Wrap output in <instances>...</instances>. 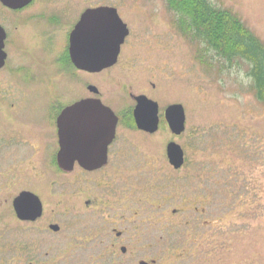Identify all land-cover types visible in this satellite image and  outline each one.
Here are the masks:
<instances>
[{"label": "rangeland", "instance_id": "rangeland-1", "mask_svg": "<svg viewBox=\"0 0 264 264\" xmlns=\"http://www.w3.org/2000/svg\"><path fill=\"white\" fill-rule=\"evenodd\" d=\"M83 1L80 2L82 6L92 2ZM94 1L95 4L119 6L131 28L125 53L129 58L128 67L122 68L123 71L121 67L111 69L116 84L130 81L134 73L150 76L164 86V90L156 93L160 104L175 102L185 106L187 128L176 142L184 149L186 166L176 172L169 166L165 146L170 134L166 131L158 133L151 149L149 140L139 141V137L130 132H126L125 137L121 135L119 144L125 145V157L121 163L112 158L107 168L112 170L116 166V170L120 165V172H115L111 182V188L117 187L120 191L111 194L116 203L99 215L88 213L75 226L64 225L65 230L60 234L73 242L85 236L93 240L96 236V242L87 244L85 249L76 248L82 254H77L78 259L71 258L70 262L61 261L60 253L64 255L65 247L60 248L52 253L56 255L54 264H104L94 253L106 250L115 228L124 231L123 243L130 252H136L138 258L113 257V264H139V260L149 261L153 256L157 260L155 264H264V103L255 97L252 80L248 84L244 82L249 79L248 64L240 61L223 71L216 62L208 68L203 65L197 60V47L195 49L172 23L167 13L171 10L166 8L165 0ZM210 1L238 14L264 43V0ZM2 17L9 19L6 14ZM17 52L14 59H21ZM53 52L54 56L58 53L55 49ZM27 53L32 58L44 60L41 67L51 74L54 72L49 66L52 57L46 50L32 48ZM23 56L25 60L29 58ZM89 74L79 72L76 75L78 84L70 80V90L64 78L61 81L51 78L46 89L59 92L65 101L79 98L86 90L87 81L96 84L97 77L106 73ZM44 89L29 85L27 99L16 103L15 111L24 125H28L25 121L41 118L44 133L38 142L49 156L50 106ZM129 140L136 146L133 147ZM46 164L55 171L50 163ZM41 167L47 172L42 164ZM100 180L105 182V179H63L55 183L54 188L63 192L62 203L66 205L75 202L69 193L79 186L107 193L104 183L97 188L96 182ZM34 184L45 199L51 187L44 180ZM2 194L0 199H5L7 195L3 197ZM48 206L52 207L47 203ZM2 207L1 201L0 209ZM112 211L124 215L122 223H117L113 216L108 218ZM102 218L107 220L101 221ZM1 228L8 237V232L17 227ZM33 234L36 240L32 244L41 247L38 256L45 258L48 255L44 253L48 248L42 245L45 237ZM5 237L0 238V248ZM170 243H173L172 251L163 256L161 251ZM2 253L0 264H8V261H1ZM41 260L36 262L33 258V264H41ZM15 264L26 263L19 259Z\"/></svg>", "mask_w": 264, "mask_h": 264}, {"label": "flooded vegetation", "instance_id": "flooded-vegetation-1", "mask_svg": "<svg viewBox=\"0 0 264 264\" xmlns=\"http://www.w3.org/2000/svg\"><path fill=\"white\" fill-rule=\"evenodd\" d=\"M80 2L83 3L84 1L0 0V194L3 193V197L7 195L5 199H0L4 205L0 209V226L7 227L8 230L11 229V226L17 227L14 231L12 230L13 232H8V237H5L3 228L0 229L2 231L0 238L5 237V240H2L1 248L3 249L1 251L4 256L1 261H8V264H15L19 259L20 261L23 259V263L33 264V258L36 262L43 258L39 262L41 264H48V261H50L49 264H54L56 255H52V253L55 254L63 247L65 250L64 255L60 253L61 261L70 262L71 258L76 260L78 259L77 254H82L76 248L85 249L87 244L96 242V236L93 240L89 236V238L85 236L73 242L71 239L65 240V237L60 234L65 230L64 225L75 226L77 221L83 220L82 218L88 213L99 215L103 210L110 209L116 203L114 202L115 199L111 198V194H118L120 191L117 187L111 188L113 186L111 182L114 181V175L120 172V165H117L116 170H114L116 166L112 170H107V168L112 158H115L117 163H121L122 158L125 157L126 148L125 145L119 144V139L121 135L125 137L126 132L139 137V141L141 139L143 141L149 140L148 147L150 149L153 142H157L158 133L168 132L170 138L166 142L165 157L169 166L175 172L186 166L184 149L176 142L178 138L184 136L187 128L188 120L185 106L179 103L183 110V130L179 132V125L170 117L172 115L168 112L171 106L178 104L175 102L160 104L156 97V93L164 90V86L154 82L150 76L145 77L135 73L131 76L130 81H119L116 84L111 69L121 67L122 70V68L128 67L127 59L129 58L125 53L131 28L122 17L119 6L95 4L94 0L82 6ZM103 6L116 9L119 18L128 28V34L124 37L113 64L96 72L80 69L73 60L71 53L73 42L77 41L74 40L73 35L86 10ZM165 6L168 7L167 4ZM167 13H170L172 23L175 24L173 11H167ZM2 14H6L9 19H3ZM93 25L92 23L91 26L90 23L87 27L88 30L82 36L81 47L84 49L91 50L94 48L95 35L91 31ZM194 45L196 49V44ZM32 48L36 51L46 50V53L52 57V62L49 64L54 71L52 74L41 67V64L44 65V60L35 59V57L32 58L28 55V50ZM54 49L58 51L55 56ZM15 52L21 59H14ZM23 55H27L29 58L25 60ZM12 58L15 62L12 61ZM79 72L92 75L103 72L106 74L97 77V85L87 81L84 84L86 87L84 94L68 101H65L59 92L46 89L47 82L51 78L54 81H61V78H64L68 84L67 89L70 90L72 88L70 80L77 82L76 75ZM29 85L31 87L40 86L42 89L45 88L44 90L47 92L45 99L47 105L50 106L48 119L51 123L48 141V148L51 151L49 156L45 155L38 142L44 133L41 118L36 117L33 121H25L28 125H24L20 122L15 111L16 103L27 99L26 89ZM81 101L92 104L97 101L110 109L116 120L114 136L107 145L104 144L97 148L98 150H92L90 153L89 151L80 154L74 153V156L69 159L72 166L70 169H64L59 164V155L62 149L61 132L63 131V123L66 125L67 120V118L62 119L63 112L74 106L71 116L72 124L76 125V129L80 124L85 126L84 122L87 124L95 121L105 123L110 117L104 112V108L91 106L84 108L80 115L79 108H75V105ZM113 102L117 106L113 105ZM95 111L99 113L97 116H95ZM76 129L72 134L74 141L79 140L80 133ZM84 131H82V136L86 137ZM12 137H16V139L14 140ZM170 143L178 144L183 150L184 161L179 168H175L170 162L168 155ZM99 145L101 146L102 143ZM135 146L133 144V147ZM14 149L18 150L15 152ZM90 160L96 164L85 166L81 163ZM46 163H50L55 171H52V168ZM41 164L47 169V172L42 171ZM86 178L93 179V181L105 179V182L97 181L96 186L100 188L104 183L103 186L106 185L108 188L107 193H103L99 189L92 191L90 188H80L79 186L69 193L75 202L63 204L64 194L54 188L55 183H59L63 179L75 181ZM47 179L50 180L47 181ZM42 180L51 187L46 193L45 199L38 193V185L34 184L40 183ZM55 198H57L56 201ZM117 202L120 205V202ZM47 203L52 207H47ZM111 216L117 219V223H122L124 220V215L120 214L119 211L109 212L108 218ZM106 220L107 218H102L101 221ZM32 232L45 237L42 242L43 248H48L47 251H44L46 255L48 254L45 258L38 256L41 253V247L32 244L36 240ZM123 235V230L113 229L106 250L95 252L94 257L104 264H113L114 262L111 261L113 257H118V259L136 258L138 256L135 255L136 252H130L123 243ZM98 247L100 248V246ZM157 248L160 252L158 246ZM172 248L173 243L166 246L164 251H161L163 256L169 254ZM154 258L156 257H151L149 261L139 260V264L141 262L155 264L157 260ZM119 264L125 263L119 262Z\"/></svg>", "mask_w": 264, "mask_h": 264}, {"label": "water", "instance_id": "water-1", "mask_svg": "<svg viewBox=\"0 0 264 264\" xmlns=\"http://www.w3.org/2000/svg\"><path fill=\"white\" fill-rule=\"evenodd\" d=\"M94 24L91 31L94 33V48L91 50L84 49L81 47L82 36L88 30L89 24ZM73 37L76 42H73V48L71 50L73 60L78 65L80 69H85L89 71H100L103 68L113 64L116 61L118 55L119 47L128 34V28L119 18L116 9L113 7H97L94 9H88L81 16L80 22L76 28ZM114 36V37H113ZM116 36V37H115ZM88 106L91 107H102L104 112L110 117L105 123H99L95 121L94 123L87 124L84 122L85 126L79 125L76 129V125L72 124V114L74 106L67 108L63 113L62 119L67 118L66 125L63 123V131L61 132V152L59 155V164L64 169H70L72 162L69 160L74 153L88 152L92 150H98L97 148L102 147L104 144L107 145L114 136V129L116 120L113 113L99 102L94 104L88 103L87 101H81L75 105V108H79L80 115L84 108ZM171 113L170 116L176 124L179 125V132L183 130V110L180 104L173 105L168 109ZM99 113L95 111V116ZM170 115V114H169ZM79 134V140L74 141V136H72L74 130ZM86 133V137L82 136V131ZM88 132V134H87ZM102 143L100 146L99 144ZM93 146V147H92ZM168 155L171 164L175 168H179L183 161V150L176 143H170L168 146ZM106 153L104 150V157ZM82 165L91 166L94 163L92 160L81 162ZM141 264H145L141 262Z\"/></svg>", "mask_w": 264, "mask_h": 264}, {"label": "trees", "instance_id": "trees-1", "mask_svg": "<svg viewBox=\"0 0 264 264\" xmlns=\"http://www.w3.org/2000/svg\"><path fill=\"white\" fill-rule=\"evenodd\" d=\"M179 32L198 49L197 60L208 67L228 69L248 64L251 89L264 103V43L229 8L210 0H166Z\"/></svg>", "mask_w": 264, "mask_h": 264}, {"label": "clouds", "instance_id": "clouds-1", "mask_svg": "<svg viewBox=\"0 0 264 264\" xmlns=\"http://www.w3.org/2000/svg\"><path fill=\"white\" fill-rule=\"evenodd\" d=\"M244 82H245V84L250 83V82H251V78H249L248 80H246V81H244Z\"/></svg>", "mask_w": 264, "mask_h": 264}]
</instances>
